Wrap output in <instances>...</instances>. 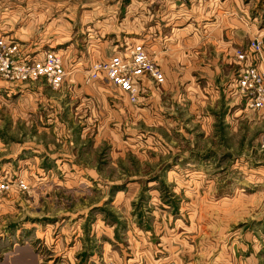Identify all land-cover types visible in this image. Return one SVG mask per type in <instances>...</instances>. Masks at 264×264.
Wrapping results in <instances>:
<instances>
[{
	"label": "rangeland",
	"instance_id": "rangeland-1",
	"mask_svg": "<svg viewBox=\"0 0 264 264\" xmlns=\"http://www.w3.org/2000/svg\"><path fill=\"white\" fill-rule=\"evenodd\" d=\"M34 2L0 0V37L23 51ZM115 2L110 46L154 39L159 19L164 31L165 0ZM238 2L249 19L236 27L249 36L222 37L224 78L211 76L207 88L196 72L200 87L191 91L144 79L156 87L153 108L131 103L102 78L87 82L84 63L59 90L0 77V181L10 184L0 194V243L30 247L41 264H54L77 236L71 264H85L86 253L89 264H230L231 254L238 264H264V117L243 103L237 111L228 92L234 52L264 35V0ZM187 6L181 16L189 18ZM236 27L222 26L223 34ZM32 48L38 58L49 49ZM77 78L92 90L71 97Z\"/></svg>",
	"mask_w": 264,
	"mask_h": 264
},
{
	"label": "crops",
	"instance_id": "crops-1",
	"mask_svg": "<svg viewBox=\"0 0 264 264\" xmlns=\"http://www.w3.org/2000/svg\"><path fill=\"white\" fill-rule=\"evenodd\" d=\"M165 1L167 6L170 7L166 12L165 20H167V22L164 24V31L159 30V26H162V21L159 19L154 25L158 34L155 35L156 37L154 39L149 38L151 37V33H149L146 34L147 36L144 40H141V38L137 40L142 41L140 45H142L147 52H151L152 50L151 53L149 52V55L154 58L155 63L165 75V83L161 87L174 88V90L181 89L183 91L197 90L200 86L199 83L195 81L194 75H196V72L199 74L200 78L206 79L207 82H202L207 84V88L213 80L211 76L218 75L216 78L219 77V79L222 80L224 78V73H222L224 70L222 67L228 62L226 57L228 53H221L222 37L225 36L229 38L231 42L232 40L238 41V38L249 36V34H247L248 31L243 33L236 27L238 25L248 26L247 22L249 19L242 13L243 11L240 9L241 7L238 0ZM186 2L189 3L187 11L190 19L181 16L183 10H185L184 4H186ZM116 4L118 3L115 2L113 6H111L110 0H37V2L30 3V9H28L30 14L27 23L22 26V32L25 34L23 40H25L24 43L26 47H28L27 51L32 52V47H34V49L49 47V49H45L44 52L51 49L57 50V54L64 59L63 65L65 69L69 70V67H72L69 71L74 72L76 70L79 71L83 63L84 66H89L90 68L93 63L104 61L112 55L125 54L124 52L126 49L132 44L129 45L124 42L119 45H109L111 43V38L109 37L110 29L115 25L114 19L117 20L116 16L111 15L110 10L117 9ZM171 8L174 9L175 12H170ZM222 8L225 9L224 12H222ZM244 9L247 10L246 8ZM240 12L242 13L241 18H239L238 15ZM141 20L140 17L139 21L141 22ZM251 21L254 20L251 19ZM184 23L186 26H183L181 29L178 28ZM228 23L233 26L235 25L236 29H233L234 31H226L223 34L222 26ZM200 25H202V28H198ZM252 27H254L253 24H251L250 27L251 31H253ZM140 30L141 29H138L139 32ZM95 35H100L102 39L95 38ZM116 38H120V35L118 34L113 38L114 42H117L115 41L118 40ZM173 38L177 41H173L175 40ZM78 43H80V45ZM216 43L219 44L216 45ZM210 45L212 47H210ZM123 47H126V49L124 52H121L120 48ZM155 51L157 53H153ZM42 53H40L39 57L42 56ZM259 57L260 61L257 62V66L260 70H264V53ZM66 59L76 60H71L69 62ZM234 62L237 64V68H239L240 64L235 58ZM216 78L214 77V80H216ZM220 80L218 83L216 82L217 84L213 82L215 86L217 85L218 87L219 85L220 87L223 85ZM77 82L76 85H68L67 87L73 91V93L68 94L71 95V97L76 96L78 92H84L83 90H92L90 86H92L91 84L93 83H90L89 87H85L78 78ZM233 82L234 74L232 80L228 84V92L236 95V93L231 90ZM99 83L101 82L96 83V85H100ZM153 87L155 86H153V83L150 81H145L144 83L140 82V92L137 103L139 106L144 104L150 108L157 106V104H152L150 100L154 92ZM111 88L118 92L113 85ZM233 99L235 107H237L236 109L239 111V108L242 107V103L244 105V100L237 95L234 96ZM243 109V111H250L246 108ZM140 110L143 109L140 108ZM240 112L242 111L240 110ZM259 112H261V115L264 117V109ZM77 238L78 236L75 237L73 241L75 245H72L70 251L61 255L57 260L54 259V264H71V251L73 247L76 248L80 242ZM59 242L62 243L60 238ZM64 242H66L65 239ZM57 244L58 242H56V245ZM59 251H62V249ZM58 254L59 253L56 255ZM86 255L88 260L86 259L85 264H89V254L86 253ZM232 256L233 254H231V257H228L230 264H238V260L234 257L232 258ZM127 262V264H131L134 260L129 259ZM216 262H219V260ZM0 264L41 263L35 251L30 247L16 245L7 246L0 243Z\"/></svg>",
	"mask_w": 264,
	"mask_h": 264
},
{
	"label": "built area",
	"instance_id": "built-area-1",
	"mask_svg": "<svg viewBox=\"0 0 264 264\" xmlns=\"http://www.w3.org/2000/svg\"><path fill=\"white\" fill-rule=\"evenodd\" d=\"M124 53L93 63L87 72V82L102 78L125 93L131 103H136L140 82L148 79L158 85L162 84L165 78L142 45L133 44ZM262 53L264 35L253 38L245 49L234 52L240 66L235 72L231 90L244 100L245 108L250 111L264 109V70L257 66ZM0 77L12 83L43 80L52 90L61 89L67 81L74 82L73 72L65 69L61 56L56 52L46 51L38 58L32 52L23 51L17 42L2 37ZM260 148L264 150V133L260 140ZM18 184L19 188H25L23 182ZM9 188L8 181H0V194Z\"/></svg>",
	"mask_w": 264,
	"mask_h": 264
}]
</instances>
